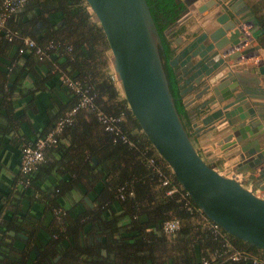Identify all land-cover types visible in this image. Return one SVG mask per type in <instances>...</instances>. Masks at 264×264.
I'll use <instances>...</instances> for the list:
<instances>
[{
	"label": "trees",
	"instance_id": "16d2710c",
	"mask_svg": "<svg viewBox=\"0 0 264 264\" xmlns=\"http://www.w3.org/2000/svg\"><path fill=\"white\" fill-rule=\"evenodd\" d=\"M145 1L161 40L158 50L174 107L193 141L194 118L179 92L177 67L168 62L178 27L165 31L180 17L183 4L180 0ZM259 3L263 13L256 14L258 37L263 41L264 1ZM6 29L18 37L8 40ZM19 36H28L41 47L49 42L53 46L39 58ZM107 49L85 0H27L0 27V138L26 119L25 110L14 111L15 96L31 95L27 104H33L35 92L45 89L55 75L70 76L93 95L92 106L74 112L55 145L45 147L40 162L28 172L18 170L11 176L10 190L0 198V264H203V258L206 264H227V259L210 258L224 237L237 249L260 253L261 248L222 228L223 237L214 238L209 232V219L130 112L111 76ZM53 90L46 107L47 122L35 138L78 100L60 78ZM96 112L119 116L117 125L128 141L103 129ZM26 138L20 147L34 139ZM148 157L154 165L147 163ZM155 166L168 177V185L159 184ZM169 185L178 190L166 194ZM85 193L91 205L83 202ZM52 207L58 208V217ZM5 210L8 213L1 215ZM167 218L178 219L174 232L161 231L160 222Z\"/></svg>",
	"mask_w": 264,
	"mask_h": 264
},
{
	"label": "water",
	"instance_id": "95a60500",
	"mask_svg": "<svg viewBox=\"0 0 264 264\" xmlns=\"http://www.w3.org/2000/svg\"><path fill=\"white\" fill-rule=\"evenodd\" d=\"M182 1L199 22L189 38L183 33L173 38L168 62L177 67L179 92H191L185 106L198 101L194 134L213 132L224 158H234L221 169L210 164L218 156H204L179 119L146 1L85 0L104 34L127 106L157 154L206 218L264 250V197L254 191L264 189V62L238 65L241 57L257 55L258 45L245 44L257 38L259 22L244 0ZM249 71L254 75L242 74Z\"/></svg>",
	"mask_w": 264,
	"mask_h": 264
},
{
	"label": "crops",
	"instance_id": "0c3cea01",
	"mask_svg": "<svg viewBox=\"0 0 264 264\" xmlns=\"http://www.w3.org/2000/svg\"><path fill=\"white\" fill-rule=\"evenodd\" d=\"M180 1L183 4V11L179 17V22L176 25V27H178V32L175 36H177L180 33L187 35V32H189L190 29L193 28V23L199 22L194 12L190 11L185 6L182 0ZM244 1L250 6L251 9H253L255 15L263 13V8H261L259 5L260 4L259 0H244ZM192 30L195 29L193 28ZM258 36L256 39L251 38L250 41H248L245 44V45H258V46L256 49L257 55H249L245 58L241 57L240 60L238 61V65H241L243 69L252 67L254 65V62H256L257 60L264 62V40L260 41ZM187 38H189V34L187 35ZM13 50L14 48L10 49V54L14 52ZM173 55H174V49L172 56ZM233 70H236V68H233ZM242 74H244L245 77L247 76L250 77V75H254L250 71L244 72ZM59 78H61V75L60 76L55 75L53 78L48 80L45 89L36 91L33 97L34 102L31 105L27 104L28 100L31 98V95H25L23 97L16 95L15 98L13 99L15 113L22 114L23 111L25 110L26 113L25 116L27 120L23 119L22 122L18 124L15 129L9 130L7 133L3 134L2 137L0 138V198L8 193L12 185L11 176L19 170L20 145L22 142H25L24 138L27 137L26 139L28 140L35 138L38 131L41 130L47 122L46 107H48V105L51 104L50 102L51 96L54 97L52 93V91H54L53 85ZM257 78L262 79V77L259 74H257ZM250 79H251L250 83H252V86L255 85L254 82H252V78ZM180 84L181 86H183L181 81ZM189 95H191V92L184 93L183 94L184 100L187 99ZM197 102L198 101H195L192 104L186 106L188 112H190L192 115L194 113L193 111L194 106L196 105ZM192 133L194 137L193 142L195 147L199 151H201L204 156H211V155L218 156V158L211 161L212 165H214L218 169H221L222 167L227 166L230 161H233L234 158H230L227 161L223 156L224 153L222 149L218 145L213 144L215 138H217V135H214L213 132L207 131L199 134H194V132ZM223 160H226V162L223 163ZM257 189L259 188H256L255 191ZM85 196L90 201V203L91 200L88 194L86 195L85 193L83 195V202L88 205V203L84 200ZM77 208L79 209V207ZM34 209L37 213L40 212V208H34ZM7 213L8 210H5L4 212H2L1 215H5ZM201 216L202 218H204L203 215ZM227 264H250V263L229 261Z\"/></svg>",
	"mask_w": 264,
	"mask_h": 264
},
{
	"label": "built area",
	"instance_id": "2783aa9c",
	"mask_svg": "<svg viewBox=\"0 0 264 264\" xmlns=\"http://www.w3.org/2000/svg\"><path fill=\"white\" fill-rule=\"evenodd\" d=\"M25 1L27 0H0V27L4 26L6 17L19 6H21ZM5 33L8 40L14 37H18L15 33L9 31L8 29H6ZM19 38L21 39V42L25 47L33 48L34 53H36L39 58L46 55V49L48 47L53 46V44L49 42L47 45H45V47H41L37 45L34 40L28 36H19ZM111 76L113 77V79H115L113 73H111ZM60 79L63 84H65L69 89H71L74 93L77 94L78 100L72 107H70L67 111L60 115L54 121L51 128L47 130L43 135L37 136L32 141H29L28 143L23 144L20 147L19 170L22 173L28 172L43 159L45 147L55 145V143L57 142V135L60 133L64 126L72 122L73 114L78 108L91 107L93 104V95L88 92V89L86 87H82L77 80L72 79L66 74H62ZM95 115L96 119L102 124L103 129L107 130L108 132L114 133L119 139L123 141H128L126 135L120 130L117 125L119 116L102 114L100 112H96ZM147 163L150 165H154L153 158L148 157ZM155 171L158 175L159 184L168 185V177L164 175L160 170H158L156 166ZM177 190L178 189L175 185H169L167 186V188H165V193L170 194ZM255 193L259 196L264 197V189H257ZM119 197H122V193H119ZM52 213L56 215V217H58V208L52 207ZM206 225L209 232L214 238L223 237L224 234L220 230L221 227L217 223L211 220H207ZM159 227L164 233H171L179 227V221L176 218H167L160 222ZM215 257H221L222 259H227L232 262L264 264L263 249L258 254L251 253L250 251L237 249L229 242L226 237L223 238V241L220 245V249L214 248L210 252V258L213 259ZM202 263L206 264L207 259L203 258Z\"/></svg>",
	"mask_w": 264,
	"mask_h": 264
},
{
	"label": "rangeland",
	"instance_id": "374dc122",
	"mask_svg": "<svg viewBox=\"0 0 264 264\" xmlns=\"http://www.w3.org/2000/svg\"><path fill=\"white\" fill-rule=\"evenodd\" d=\"M109 52H108V49H107V54H108ZM109 57V56H108ZM109 62H110V60H109ZM111 65V64H110ZM110 68H111V66H110ZM111 73H113L112 72V68H111ZM115 80V83L118 85V87H119V90H120V92H121V89H120V86H119V83H118V81H116V79H114ZM122 93V92H121Z\"/></svg>",
	"mask_w": 264,
	"mask_h": 264
},
{
	"label": "flooded vegetation",
	"instance_id": "af4514ba",
	"mask_svg": "<svg viewBox=\"0 0 264 264\" xmlns=\"http://www.w3.org/2000/svg\"><path fill=\"white\" fill-rule=\"evenodd\" d=\"M34 211H35V210H34ZM57 258H58V256H55V257L53 258V260L56 261Z\"/></svg>",
	"mask_w": 264,
	"mask_h": 264
}]
</instances>
